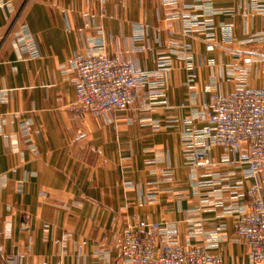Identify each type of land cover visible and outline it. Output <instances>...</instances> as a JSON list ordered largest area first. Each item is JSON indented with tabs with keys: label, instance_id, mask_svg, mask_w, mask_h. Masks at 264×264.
Segmentation results:
<instances>
[{
	"label": "crops",
	"instance_id": "crops-1",
	"mask_svg": "<svg viewBox=\"0 0 264 264\" xmlns=\"http://www.w3.org/2000/svg\"><path fill=\"white\" fill-rule=\"evenodd\" d=\"M76 53L158 74L165 98L153 106L142 90L113 122L81 112ZM263 64L264 0H0V264H130L118 240L154 223L250 264L237 228L254 180L222 164V148L196 171L181 134L213 95L264 88Z\"/></svg>",
	"mask_w": 264,
	"mask_h": 264
},
{
	"label": "built area",
	"instance_id": "built-area-1",
	"mask_svg": "<svg viewBox=\"0 0 264 264\" xmlns=\"http://www.w3.org/2000/svg\"><path fill=\"white\" fill-rule=\"evenodd\" d=\"M138 30L142 33V28ZM30 46L37 54L35 42ZM207 48L212 50V45ZM179 56L186 63L189 82H194L196 69L192 59L184 53ZM70 65L76 73L75 104L94 118L115 121L119 114L133 107L142 90L148 93L153 106L165 98V83L159 75L142 72L131 61L76 53ZM159 66L169 77V60H160ZM185 123L188 128L182 132L181 142L187 165L196 171L213 168L216 164L212 152L222 148L226 151L222 164L243 167L245 179L254 180L246 193L251 211L239 219L237 235L247 241L250 264H264V88L240 85L228 95L215 94ZM225 209L230 212L231 206ZM175 232L174 225L161 223L146 229L129 228L118 240L116 249L130 264H223L206 248L192 249L174 242ZM63 245L60 242L61 249Z\"/></svg>",
	"mask_w": 264,
	"mask_h": 264
},
{
	"label": "rangeland",
	"instance_id": "rangeland-1",
	"mask_svg": "<svg viewBox=\"0 0 264 264\" xmlns=\"http://www.w3.org/2000/svg\"><path fill=\"white\" fill-rule=\"evenodd\" d=\"M30 44H31V43H30ZM30 44H29V45H30ZM30 47H31V46H30ZM37 49H38V48H37ZM38 53H39V52H38ZM38 53H37V54H38ZM32 54H35V53H34V49H33V48H32ZM35 55H36V54H35ZM109 57H110V56H109ZM75 99H76V95H75ZM75 101H76V100H75ZM77 107H78V106H77ZM78 108H79V107H78ZM79 110L81 111V109H80V108H79Z\"/></svg>",
	"mask_w": 264,
	"mask_h": 264
}]
</instances>
